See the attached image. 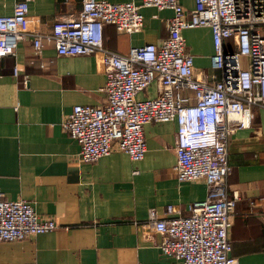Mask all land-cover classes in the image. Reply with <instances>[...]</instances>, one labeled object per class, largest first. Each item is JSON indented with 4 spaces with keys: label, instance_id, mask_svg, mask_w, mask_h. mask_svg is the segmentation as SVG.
Segmentation results:
<instances>
[{
    "label": "crops",
    "instance_id": "0c3cea01",
    "mask_svg": "<svg viewBox=\"0 0 264 264\" xmlns=\"http://www.w3.org/2000/svg\"><path fill=\"white\" fill-rule=\"evenodd\" d=\"M180 2L189 19L195 0ZM13 6L11 0L0 1V16L12 14ZM81 9L82 0H34L24 29L51 33L56 21ZM141 13L140 32L106 26L104 46L128 55L148 43L160 45L173 11L142 7ZM183 36L195 73L211 84L219 81L221 72L212 68L211 29H186ZM106 82L96 55H58L48 42L38 55L31 39H25L16 55L0 60V194L32 203L39 217L58 225L49 233L0 243V264H183L161 251L162 236L149 220L151 209L163 218L172 205L173 216L187 217L192 203L207 196L204 181L176 178V122L145 126L146 152L140 161L116 144L95 162L81 161L80 145L62 128L75 105L105 103ZM156 95L153 83L138 99ZM252 125L238 129L229 141V192L240 195L230 244L239 264H264L263 108H255Z\"/></svg>",
    "mask_w": 264,
    "mask_h": 264
},
{
    "label": "built area",
    "instance_id": "2783aa9c",
    "mask_svg": "<svg viewBox=\"0 0 264 264\" xmlns=\"http://www.w3.org/2000/svg\"><path fill=\"white\" fill-rule=\"evenodd\" d=\"M11 1L12 14L0 16V60L16 55L18 44L31 39L38 55L45 42L52 43L58 55H96L107 76L105 103L75 105L62 123L80 145L79 159L95 162L116 144L140 161L146 152L145 126L175 121L176 178L204 181L207 196L192 203L187 217L173 216V205L166 207L163 218L155 209L149 211L150 224L162 236L159 248L183 264H239L230 244L240 195L229 192V141L238 129L253 127L255 108L264 109V0H195L189 19L180 0H141L140 5L82 0L78 15L59 19L51 33L24 29L34 0ZM142 7L173 11L167 20L168 37L160 45L133 48L128 55L107 49L104 28L140 32ZM202 27L212 31V68L222 75L213 84L195 73L183 36L186 29ZM153 83L157 95L138 99ZM57 227L53 219L39 217L32 203L0 194V243Z\"/></svg>",
    "mask_w": 264,
    "mask_h": 264
}]
</instances>
